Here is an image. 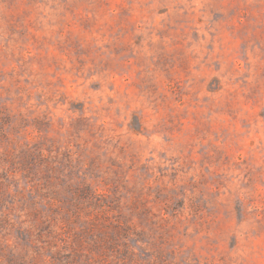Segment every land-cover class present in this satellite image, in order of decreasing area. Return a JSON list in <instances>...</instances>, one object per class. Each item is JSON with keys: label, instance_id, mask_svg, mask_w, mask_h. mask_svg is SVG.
Segmentation results:
<instances>
[{"label": "rangeland", "instance_id": "rangeland-1", "mask_svg": "<svg viewBox=\"0 0 264 264\" xmlns=\"http://www.w3.org/2000/svg\"><path fill=\"white\" fill-rule=\"evenodd\" d=\"M0 264H264V0H0Z\"/></svg>", "mask_w": 264, "mask_h": 264}]
</instances>
